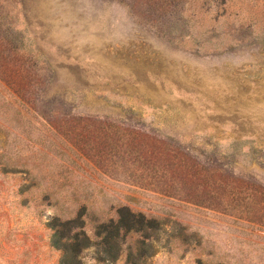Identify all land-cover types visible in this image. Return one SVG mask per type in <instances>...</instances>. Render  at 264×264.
I'll return each instance as SVG.
<instances>
[{"label": "rangeland", "instance_id": "rangeland-1", "mask_svg": "<svg viewBox=\"0 0 264 264\" xmlns=\"http://www.w3.org/2000/svg\"><path fill=\"white\" fill-rule=\"evenodd\" d=\"M76 217L81 264H264V0H0V264Z\"/></svg>", "mask_w": 264, "mask_h": 264}, {"label": "trees", "instance_id": "trees-1", "mask_svg": "<svg viewBox=\"0 0 264 264\" xmlns=\"http://www.w3.org/2000/svg\"><path fill=\"white\" fill-rule=\"evenodd\" d=\"M117 217L98 224L94 235L99 238L105 252L110 253L114 248L120 250L119 243L122 241L121 234L129 232H142L153 226H158L155 218H146L141 212H134L127 206L118 207ZM82 226L79 217L64 221L55 218L52 222L54 230V244L64 253L62 264H81L79 256L82 249L89 244L90 239L84 231H78ZM111 256H114L111 255Z\"/></svg>", "mask_w": 264, "mask_h": 264}]
</instances>
